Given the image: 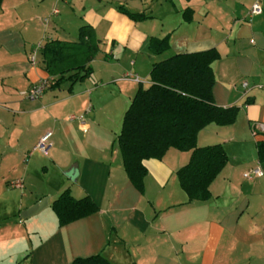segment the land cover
Wrapping results in <instances>:
<instances>
[{"label":"crops","instance_id":"crops-1","mask_svg":"<svg viewBox=\"0 0 264 264\" xmlns=\"http://www.w3.org/2000/svg\"><path fill=\"white\" fill-rule=\"evenodd\" d=\"M100 1V7L89 0L0 2V194L7 187L16 193L21 213L39 203L32 197L44 183L48 207L69 189L100 208L65 226L58 221L23 254L13 253L14 246L19 239L32 243L38 232L22 217L0 212L6 218L0 222V264H70L98 254L111 264H264V161L257 148L264 142V0ZM256 2L260 15L252 14ZM120 6L150 18L135 22ZM85 25L99 39L92 75L26 98L33 85L54 79L45 44L78 42ZM167 36L169 50L153 54L150 39ZM211 49L221 56L213 64L215 104L239 113L232 126L205 127L198 145L222 144L228 164L212 182L211 198L189 204L177 171L191 153L170 149L162 160L144 162L141 193L117 143L125 113L140 84L150 85L154 63ZM73 115L84 121H72ZM47 133L51 148L42 153L35 147ZM256 169L263 175L244 176Z\"/></svg>","mask_w":264,"mask_h":264},{"label":"trees","instance_id":"trees-1","mask_svg":"<svg viewBox=\"0 0 264 264\" xmlns=\"http://www.w3.org/2000/svg\"><path fill=\"white\" fill-rule=\"evenodd\" d=\"M2 0H0L1 2ZM119 12L135 22L149 19L120 6ZM187 12L191 13L189 9ZM187 21L191 17H186ZM170 48V38H151L149 49L162 55ZM100 52L99 39L91 25L79 29L78 42L53 40L45 44L43 56L52 89L65 81L72 85L85 81L93 73L92 62ZM216 49L171 56L156 62L150 71V85L140 84L125 113L117 143L125 171L141 193L145 190L148 170L146 160H162L170 149L190 152L188 164L177 171L188 203L205 202L211 198L210 186L226 167L228 154L222 144L198 145L199 133L208 125L221 127L236 123L237 107H218L214 101L215 72L213 64L220 59ZM258 157L264 161V142L257 145ZM59 225L65 226L89 217L100 208L86 195L75 198L69 189L51 205ZM70 264H111L102 254L79 257Z\"/></svg>","mask_w":264,"mask_h":264},{"label":"rangeland","instance_id":"rangeland-1","mask_svg":"<svg viewBox=\"0 0 264 264\" xmlns=\"http://www.w3.org/2000/svg\"><path fill=\"white\" fill-rule=\"evenodd\" d=\"M90 5L91 6H102L105 2H101L100 0H89ZM78 10V15L81 14V16H85V13ZM161 29L158 26V31H160ZM158 36V35H156ZM154 38V37H152ZM156 38H160V37H156ZM163 39V38H160ZM144 87H148V81L146 83L143 84ZM37 154V153H36ZM144 185H145V181H144ZM145 187V186H144ZM38 194L37 195H33L32 198H36V200H40L39 202L43 201L44 199H48L47 195L45 191H43V189L45 188V184L40 183L38 185ZM11 189L7 187L6 191H3V193L0 194V212H2V214H4V216H10L11 214H16L18 217L22 216V213H19L18 209L16 208V204H18V200L17 197H15L14 192H7L10 191ZM20 190V189H19ZM17 193H19L17 190H15ZM55 196V195H53ZM53 200V199H52ZM14 209V210H13ZM25 212V211H24ZM6 218L0 217V222H3L4 220H6ZM7 220L12 221V217H9ZM24 220V219H23ZM26 221V226L27 229H32L33 232H38V234L33 235L35 238H33L32 236V243L31 242H25L22 239H19L18 243L16 244V246H14L13 249V253L17 252V251H21V254H23L25 252V250L29 249L31 247V245L35 242V244L38 242V239H40L42 237V235L45 234V232H48L49 230H51L55 224L58 222V218L56 216V214L53 212L52 207L50 205V207H46V209H44L43 211L39 212L38 214L25 219ZM20 254V252H19ZM14 262V261H12Z\"/></svg>","mask_w":264,"mask_h":264},{"label":"built area","instance_id":"built-area-1","mask_svg":"<svg viewBox=\"0 0 264 264\" xmlns=\"http://www.w3.org/2000/svg\"><path fill=\"white\" fill-rule=\"evenodd\" d=\"M263 9L260 4V2H256L253 5L252 8V14L253 15H260L262 14ZM32 61H35V58H32ZM126 79H133L136 82L140 83V78L138 76H134L132 74H128ZM51 81L50 80H41L37 84L33 85L27 92H25V97L30 99V100H36L40 98L50 87ZM246 85V84H245ZM72 121L74 120H79V121H84V116H76L73 115L70 117ZM261 126V130H264L263 125ZM51 133H47L44 135L40 141L38 142L37 146L35 147L36 150L41 151L42 153H47L50 148H51V143H50V138H51ZM263 172L260 169H256L254 171H250L248 173H245V177L251 179L253 176H262Z\"/></svg>","mask_w":264,"mask_h":264},{"label":"water","instance_id":"water-1","mask_svg":"<svg viewBox=\"0 0 264 264\" xmlns=\"http://www.w3.org/2000/svg\"><path fill=\"white\" fill-rule=\"evenodd\" d=\"M69 174H75V170L74 168H71L68 171ZM48 199H44L43 201L33 205L31 208H29L28 210H26L25 212L22 213V219H28L36 214H38L39 212H41L42 210H44L47 206H48Z\"/></svg>","mask_w":264,"mask_h":264}]
</instances>
